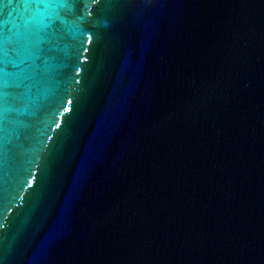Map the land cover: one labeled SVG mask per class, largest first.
Masks as SVG:
<instances>
[{
    "label": "water",
    "instance_id": "1",
    "mask_svg": "<svg viewBox=\"0 0 264 264\" xmlns=\"http://www.w3.org/2000/svg\"><path fill=\"white\" fill-rule=\"evenodd\" d=\"M84 3L0 158V261L264 264V0Z\"/></svg>",
    "mask_w": 264,
    "mask_h": 264
},
{
    "label": "snow or ice",
    "instance_id": "2",
    "mask_svg": "<svg viewBox=\"0 0 264 264\" xmlns=\"http://www.w3.org/2000/svg\"><path fill=\"white\" fill-rule=\"evenodd\" d=\"M70 2L0 0V158L5 154H15L19 145L13 140L20 139L21 128L24 126L22 116L29 114L30 110H34L32 114H35V111L42 108H51V105L45 106L41 102L40 94L42 90L49 89L62 61L50 55L52 47L45 48L43 45L51 44L57 35L58 24L67 23L64 10ZM100 2L85 0L82 17L91 15L88 3ZM69 30L74 37L84 35L78 27ZM79 43L83 45L84 40L81 38ZM60 106H63V99ZM47 139L51 140L52 137ZM47 219L48 216H37L32 222L33 230L38 232ZM6 227L5 222L0 220V243L5 238Z\"/></svg>",
    "mask_w": 264,
    "mask_h": 264
}]
</instances>
